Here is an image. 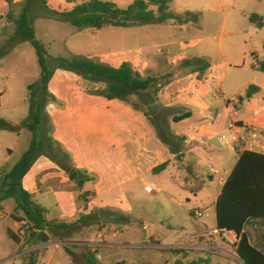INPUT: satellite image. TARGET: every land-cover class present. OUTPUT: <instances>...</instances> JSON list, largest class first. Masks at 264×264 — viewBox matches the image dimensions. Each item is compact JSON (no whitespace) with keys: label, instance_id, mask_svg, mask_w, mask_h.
<instances>
[{"label":"rangeland","instance_id":"1","mask_svg":"<svg viewBox=\"0 0 264 264\" xmlns=\"http://www.w3.org/2000/svg\"><path fill=\"white\" fill-rule=\"evenodd\" d=\"M46 1L50 12L64 13L72 9L67 0ZM226 1L236 9L232 0ZM31 2L12 0L9 4L6 0H0V119L14 127L13 131L0 129V185L3 177L19 161L35 137L41 146L37 148L33 166L25 178V189L31 194L32 200L47 210V220L74 223L80 217H91L82 221L72 234H62L65 237L63 240L49 235L53 242L31 254L33 264H71L70 256L64 249L69 248L79 254L84 247L91 250L89 246H95L97 251L98 247L89 243L95 240L97 233L107 236L114 232L120 234L123 230L131 237L139 236L147 229L155 233L160 230L161 219L165 225H183L190 205L177 207L167 194H161L144 204L142 196L136 194L138 178L143 176L151 179L167 191L182 197L187 195L195 202L212 199L220 190L217 180L204 178V184L196 190L197 175L189 174L186 167L191 171V167L194 168L198 161L206 157L204 149L194 145L201 140L194 135L203 127L210 131L209 136L203 138L213 139L215 144H218L215 139L226 133L229 120L224 114L222 103L211 99V115L204 120L194 117L185 121H172V117L180 113L181 101L187 93H194L192 76L184 71L177 78L161 80V90L156 88L157 83L148 88L146 92L151 97L149 103L134 95L128 98V102H124L107 101L93 94V91L104 89L105 84L91 82L81 75L59 68L56 59L82 56L117 68L128 63L138 72L132 64L138 54L134 51L132 37L138 34V28L77 30L66 22L38 17L42 9ZM3 4L6 7L3 8ZM25 8L30 12L32 32L45 53L49 78L44 92L38 86L34 89L29 87L38 83L40 74L34 49L28 42L14 36L18 19ZM170 11L178 15L177 4H171ZM226 13L229 16L231 11L226 10ZM210 17L206 14L201 18L199 29L204 34L218 36L221 30L220 15ZM230 21L228 17L226 29L230 27ZM139 28L169 29L156 24L141 25ZM255 43L259 47L258 41ZM259 59L264 60V52H260ZM98 84L103 87L93 89ZM33 101H39L42 108L39 123L32 130L22 122L28 117L29 106ZM154 122L164 124L157 126ZM181 140L190 144L186 146L183 143L184 157L180 161L173 158L170 165L153 172L146 167L154 162L153 157L158 151L167 152L171 144ZM221 143L228 151L229 141ZM44 152L49 153L50 157L45 156ZM235 161V155L230 154L225 169L230 170ZM62 165L70 166L82 176L90 178L83 187V193L89 197L87 208L73 194L62 192L55 196L45 190L48 180L54 174L66 173L69 178L70 174L65 172ZM169 174L174 177L180 175L178 185L182 189L170 184L167 177ZM2 205L0 264L15 248L13 242L5 236V227L10 223L9 215L13 214L14 200L7 198ZM175 211L179 216L176 220H170L169 217ZM142 223L147 226L145 230ZM19 228L22 229L20 225ZM163 230L168 232L169 228ZM104 254L101 264H110L111 259L122 257L134 264H165L170 259V256L161 255L155 249H130L116 254L105 251ZM91 257L95 258V255ZM229 258L232 260L228 264H235V260L239 262L238 258Z\"/></svg>","mask_w":264,"mask_h":264},{"label":"crops","instance_id":"2","mask_svg":"<svg viewBox=\"0 0 264 264\" xmlns=\"http://www.w3.org/2000/svg\"><path fill=\"white\" fill-rule=\"evenodd\" d=\"M82 1L84 0H67V3L73 8ZM101 1L111 2L117 7L126 8L135 0ZM232 2V4L236 5V9L233 8L231 4L229 5L226 0H174L171 4H177V9L179 11L177 14H180L185 10L196 11L200 16L198 23L180 26L172 25L170 23L156 24L167 26L171 30H165L163 28L157 30L139 28L141 26L120 29L138 28V34H135L132 37L134 51L138 52L137 58L132 64L134 69L138 70V73L141 76L153 77L160 90L162 89L161 80L177 78L181 71L188 73L185 70L178 69V65L182 60L193 57H204L209 62V68L201 77H199L198 73H188L192 76V80L195 83L193 88L194 93H187L186 97L181 101L180 113L174 115V117L189 113L190 117L181 121L194 117L204 120L211 115L210 100L212 99L215 102L222 103V106L225 109L224 114H226L229 121L231 119L230 112L232 108H235L237 110V121L243 125L253 126L260 131H264V73L254 71L250 68L251 63L254 60H260V52H264V26H262L261 29H257L249 22V17L251 15H257L262 19V23H264V0H232ZM4 7L6 6L3 4V8ZM226 10L231 11L229 16L228 13H226ZM206 14L213 18L220 15L221 30L218 36L211 34L207 35L204 34L205 32L203 33L200 31L199 23L201 18ZM1 17L2 16H0V18ZM228 17L231 19V24L230 27L226 29ZM255 41H258L259 47H257ZM238 54H241V56ZM247 57L248 59L246 61ZM249 86L256 87L257 91L250 98L245 99L244 95ZM93 87V89H98L103 86L98 84ZM209 134L210 131L203 127L202 130L194 135L195 137L201 138V140L194 145L203 148L206 157H203L201 161H198L194 168L191 167V171L188 167H186V170L191 175H197V177H195L197 183L196 190L200 188V185L204 184V178L208 180H213L215 178L220 186L219 192L214 195L212 199L195 202L187 195H184L183 197L178 196L167 191L164 187L158 185L151 179H146L145 177L140 176L138 178V190L136 194L142 196L141 199L143 203L146 204L150 199H156L161 194H167L169 200L177 207L185 208L190 205L186 211L187 216L184 218L185 223L183 225L176 224L175 226H171L170 224H163V219H161V224L159 225L160 230H156L155 233H150L148 232V229L145 232L141 229L142 234L136 237L127 236L123 230L120 234L114 232L107 236L97 233L94 238L95 240H92L89 243H93L98 247L96 252L102 258L100 262L103 263L105 251L116 254L118 251H128L130 249H155L161 255L170 256L169 261L165 262V264H176L180 262L228 264V261L232 260L226 256H215L209 253L206 248L210 244L208 240L210 230L213 227H216V199L225 180L234 167L240 152L232 151L230 149V142L228 152L225 150V146L219 139H215L218 143L215 144L213 139H206L208 137L205 139L203 138L204 136H209ZM184 143L186 146L190 144V142L187 141ZM230 154L235 155L236 161L230 170H226L225 163ZM173 158L174 155H172L170 151H158L153 157L154 162L147 164L146 167L153 172L156 168L164 164H167V166L170 165ZM157 160H159L158 163ZM207 164L212 167V164H215L216 167L213 168L217 170V174H209L206 167ZM32 166L33 164L26 175L22 178V188L28 194L30 193L25 189V178L30 172ZM179 176L180 175L176 174V177H174V175L169 174L167 177L171 182V185L175 188L182 189V187L178 185ZM146 185H151L155 192L149 194L145 193L144 186ZM45 190L53 193L55 196L60 195L62 192L73 194L77 198L79 194H86L83 193V188L81 191L76 189L74 182L68 178L66 173L54 174L48 180ZM88 200L89 197L88 194H86L85 201H79L83 203L84 208H87ZM2 203L3 201H0V214L3 212ZM15 206L16 204L14 202L12 212L14 211ZM39 206L45 210L44 218L47 220V210L41 205ZM194 209H204V216L200 218L194 217ZM178 216V212L175 211L169 218L170 220H176V217ZM9 218L10 223L5 227V236L8 239L10 238L7 235V230L11 231L13 234H17L20 225V222L11 218V214L9 215ZM142 226L147 228L144 223H142ZM165 227L169 228L168 232L163 230ZM245 231L253 246L259 249H264V241H262L264 222L253 221L246 227ZM47 236L48 240L45 242L24 243L23 240L20 239V243L15 244L10 239L15 245V248H13L12 252L1 261V264H30V259L33 257L31 255L32 253L39 248H42L44 245L53 242L48 234ZM152 241L153 244H151ZM56 247L58 249L60 248L58 245H56ZM169 250H186L188 253L185 255L182 253L176 255ZM16 254H18L19 257L12 260ZM120 261L125 262V264H134L124 257L114 260L111 259L109 263L115 264ZM234 263L242 264L240 259L239 262L235 260ZM71 264H73L72 261Z\"/></svg>","mask_w":264,"mask_h":264},{"label":"trees","instance_id":"3","mask_svg":"<svg viewBox=\"0 0 264 264\" xmlns=\"http://www.w3.org/2000/svg\"><path fill=\"white\" fill-rule=\"evenodd\" d=\"M9 4L12 0H6ZM32 5H38L42 13L38 17L51 18L57 21L66 22L77 30L92 29L101 30L106 27L130 28L146 24H167L186 25L196 24L199 21V13L196 11L185 10L178 15L169 11V5L174 0H135L124 9L118 8L114 3L101 0H84L75 5L70 11L64 13L50 12L47 8L46 0H28ZM29 9L25 8L20 15L14 36L20 37V40L28 42L34 49L37 57V63L40 69L38 83L33 84L30 89L39 87L43 92L46 90L48 82V73L45 67L44 49L36 40L32 32V20L29 17ZM249 22L257 29L264 26L262 19L257 15H251ZM58 67L78 75L91 82L104 83L105 88L93 91V94L102 96L107 100H121L128 102L130 96H135L145 103L151 101L150 95L146 90L156 83L151 76H141L134 71L130 64L123 63L118 68L105 64L93 62L90 59L73 56L70 59L58 57L56 59ZM209 68V62L206 58H186L180 62L178 69L185 70L189 74L198 73L201 77ZM250 68L254 71L264 73V60H254ZM157 89L158 86L156 87ZM257 88L249 86L245 92L244 98H250ZM42 104L39 101H33L29 106V115L23 120V125L32 130L38 125ZM149 119V116L144 113ZM190 117L189 113L172 117V121L178 122ZM157 126L164 122H154ZM0 129L14 130V127L8 122L0 119ZM164 142L167 140L161 135ZM183 140L171 144L169 151L174 155V159L180 161L183 157ZM41 144L32 138L29 148L23 153L19 161L3 177L0 190L2 197L0 201L7 198L14 200L16 206L11 218L17 222H26L28 224V234L25 236L24 243L45 242L48 235L54 239L63 240L62 234H72L82 221L91 219V217H80L74 223H60L52 220L47 221L44 218L45 210L32 200V196L22 188V178L26 175L33 164L37 148ZM50 157L47 152L43 153ZM164 164L156 170L162 169ZM65 172L69 173V179L74 182L76 189L81 191L83 185L90 180L88 176H82L80 172L75 171L70 166H61ZM155 171V170H154ZM74 172L75 174H71ZM86 194H79L78 199L85 201ZM21 215V216H20ZM216 227L233 232L236 235L235 245L236 253L245 264H264V249L253 246L246 234V227L253 221L264 222V155L242 151L238 154L237 161L232 168L229 176L225 180L221 191L215 202ZM47 233V234H46ZM8 237L15 243H20L18 234H13L7 230ZM264 241V234H262ZM70 256L73 264H101L99 260L92 258L95 255L92 250L84 247L82 252L76 254L69 248L64 249ZM172 253L186 254V250H169ZM96 252V250H95ZM30 264H33L30 259ZM115 264H125L120 261ZM176 264H199L198 262H186Z\"/></svg>","mask_w":264,"mask_h":264},{"label":"built area","instance_id":"4","mask_svg":"<svg viewBox=\"0 0 264 264\" xmlns=\"http://www.w3.org/2000/svg\"><path fill=\"white\" fill-rule=\"evenodd\" d=\"M231 119L226 125V133H222L219 136V140L226 141L228 140L231 144L230 149L232 151H251L261 155H264V131H260L253 126H247L241 124L237 121V110L232 108L231 110ZM209 174L215 175L217 174V170L210 166L206 165ZM145 193H154L155 190L151 185L144 186ZM193 216L196 218H200L204 216V209H194ZM20 226L17 234L24 240L25 236L28 234V224L26 222H20ZM145 230L146 227H143ZM209 245L206 250L215 255V256H226V257H235L238 258L236 253V242L237 238L233 232L226 231L224 229H219L218 227H213L210 230L209 236ZM92 252L95 253V257L97 260H101V257L97 252H95V246H89ZM19 257L16 254L13 259H17Z\"/></svg>","mask_w":264,"mask_h":264},{"label":"water","instance_id":"5","mask_svg":"<svg viewBox=\"0 0 264 264\" xmlns=\"http://www.w3.org/2000/svg\"><path fill=\"white\" fill-rule=\"evenodd\" d=\"M71 174H75L74 172H72ZM238 256V255H237ZM238 258H239V256H238ZM240 259V258H239ZM241 262H242V264H245L242 260H241Z\"/></svg>","mask_w":264,"mask_h":264}]
</instances>
